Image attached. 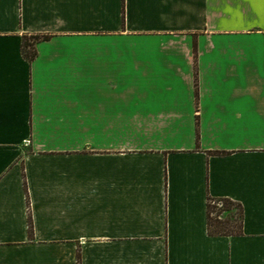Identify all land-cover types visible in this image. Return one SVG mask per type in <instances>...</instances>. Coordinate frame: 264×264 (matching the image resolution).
I'll return each instance as SVG.
<instances>
[{"label":"crops","instance_id":"crops-1","mask_svg":"<svg viewBox=\"0 0 264 264\" xmlns=\"http://www.w3.org/2000/svg\"><path fill=\"white\" fill-rule=\"evenodd\" d=\"M0 264H264V0H0Z\"/></svg>","mask_w":264,"mask_h":264},{"label":"trees","instance_id":"trees-1","mask_svg":"<svg viewBox=\"0 0 264 264\" xmlns=\"http://www.w3.org/2000/svg\"><path fill=\"white\" fill-rule=\"evenodd\" d=\"M49 36L48 35H23L21 38V53L24 57H26L28 60H31L36 55V49H35V43L39 40H45ZM218 153V151H216ZM221 201V206L217 208V212L219 213H225L224 219H211L210 218V211H212L216 205H211V202L215 201ZM233 206L237 207V221L232 220L231 215V208ZM240 222H241V208L238 206V204H235L228 198H211L208 197L207 202V223H208V229L209 232L212 234H221V235H230V234H236L240 232Z\"/></svg>","mask_w":264,"mask_h":264},{"label":"rangeland","instance_id":"rangeland-1","mask_svg":"<svg viewBox=\"0 0 264 264\" xmlns=\"http://www.w3.org/2000/svg\"><path fill=\"white\" fill-rule=\"evenodd\" d=\"M213 204L214 205H216V207L212 210V211H210V218L211 219H224L225 218V213L223 214V213H219V212H217V208H219V206H221V201H215L214 203L213 202H211V205L213 206ZM237 212H238V210H237V207L236 206H233L232 208H231V215L233 216L232 217V220L233 221H237L238 220V217H237Z\"/></svg>","mask_w":264,"mask_h":264}]
</instances>
